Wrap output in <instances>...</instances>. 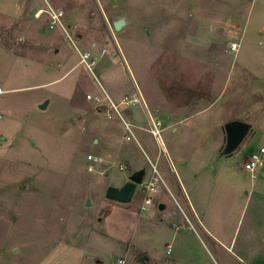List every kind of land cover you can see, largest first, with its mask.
<instances>
[{"label":"rangeland","instance_id":"rangeland-1","mask_svg":"<svg viewBox=\"0 0 264 264\" xmlns=\"http://www.w3.org/2000/svg\"><path fill=\"white\" fill-rule=\"evenodd\" d=\"M51 8L62 12L54 27ZM120 17L127 24L116 30ZM0 87L17 88L0 94V145L14 146L0 157L25 164L0 174V264H264V163L256 177L244 168L264 146V0H0ZM75 90L97 105L83 137L61 136ZM133 93L140 102L120 108L137 137L132 163L148 172L120 202L106 192L131 175L120 168L124 155L89 137L112 144L106 135L124 125L96 97L118 103ZM43 94L53 100L41 109ZM234 119L252 130L219 156Z\"/></svg>","mask_w":264,"mask_h":264},{"label":"crops","instance_id":"crops-1","mask_svg":"<svg viewBox=\"0 0 264 264\" xmlns=\"http://www.w3.org/2000/svg\"><path fill=\"white\" fill-rule=\"evenodd\" d=\"M80 36H81V34H80ZM49 45L47 44V46H49L48 49H47L49 52L54 51V50L56 52L60 51V49L57 48L55 45H52V46H51V44H49ZM96 46H97V44H96ZM111 54L112 55H116V53L114 51H112ZM68 72L69 71H66L65 74H67ZM43 84H47V83H42V84H39V85H43ZM26 87L27 86L20 87V88H26ZM14 89H17V88L16 87H10L8 89H2L1 88L0 94H2L5 90H14ZM88 94H90V93L86 94V101L79 100V98L77 97L76 90H75V93L72 91L71 93L66 94V96H65V99H66L65 106H66V108H65V110H64V112H63V114L61 116L62 117L61 118V120H62L61 123L64 122L63 125H65V129H64V132L62 133L61 136L77 135L79 137H83L85 135L84 134L85 124L89 120V115L88 114L91 111L95 110V105H97V103L96 104H88L87 105V101L89 100V98H87ZM46 100L48 101V104H47L46 108H48L50 106V104L52 103V100H53L52 97L49 96L48 94H43L37 99V104H38L37 106L40 107L41 104L43 102H45ZM137 104H138V102L135 103L134 105L136 106ZM41 109H44V108H41ZM125 111H126L128 116H131V117L134 116V111H133L132 106L131 107L130 106H126V110ZM98 112L101 113V112H104V110H99ZM67 118H69V121H67ZM157 122H159V121H157ZM132 125L134 126L133 123H132ZM133 128L134 127H132V129ZM116 133L117 134H114V135H111V136L109 134L106 135V138H113L112 144H110V140H109V142L108 141H104L100 136H98L97 133H93L89 137V141H91V143L94 146H97L96 148H116V152H117V154H119L120 157L122 155H124V157H123L124 161H122V163L120 165L124 164L125 168L129 167L130 168L129 174H132L134 171H136L138 169L144 168L143 164L138 163L135 160L132 163V158H131L132 154H131L130 150H131V148L134 147V144H132V142H131L132 138H130V139L127 138L128 131L125 128V124L123 125L122 123H120L118 125V132H116ZM133 133L135 134L134 130H133ZM135 138H137L136 134H135ZM0 148H14V146L6 147V146H3V145H0ZM90 154H92V153H90ZM159 154L160 153H157V155L155 156L156 162H154V163L156 164V166H157V161L159 159ZM246 159H247V157H246ZM24 165L25 164H23V163L21 164L20 162L10 161L8 159H4V158L0 157V174H4V175L7 174V172L5 173L4 170L11 169V168L12 169H16L17 171L20 170L21 168L24 169ZM158 171H159V169H158ZM161 171L164 174V176L167 178V182L166 181L165 182L170 188L171 180L169 179V175L167 174L164 166H161ZM147 172H148V170H147ZM159 173H160V171H159ZM160 176H162V174H160ZM18 179H20V178H18ZM174 180L176 181L177 186L184 193L185 190H184V187L182 185V181H181L180 177L177 174H175ZM185 198H186V201H189L187 196H185ZM177 202H178V200H177ZM178 204H179V207L181 208V210L184 212L185 216H188L187 213L185 212L182 204L180 202H178ZM174 213H176V211H174ZM212 239L215 240L214 238H212Z\"/></svg>","mask_w":264,"mask_h":264},{"label":"built area","instance_id":"built-area-1","mask_svg":"<svg viewBox=\"0 0 264 264\" xmlns=\"http://www.w3.org/2000/svg\"><path fill=\"white\" fill-rule=\"evenodd\" d=\"M49 13L52 16V20H53L52 23H51L52 24L51 27H54L59 22L61 23L60 16L62 15V12H56L54 9L51 8L49 10ZM68 35H69V33H68ZM239 47H240V43L236 42V41L231 42L230 46H229L230 50H232V51H238ZM81 57H82L81 58L82 62L87 63L88 66H91V64L88 63V59L90 58V54L89 53H87V52L86 53H81ZM0 92H1V88H0ZM87 98L93 99V96L91 94H88ZM96 100L98 101V103L104 102V100L106 101V105H108V108L106 109L107 116L109 118H113L115 116H119L123 120V122L125 124V128L128 131L127 138L128 139L133 138L134 137V133H133V129H132L133 125L128 120L126 115L122 112L120 106L122 104L128 105V104H134V103L140 102V97L138 96V94L137 93H133L132 96L126 95L124 97V99L121 100L118 103L115 102L114 100H112L110 98V96H108V95L105 98H103V99L101 97L97 96ZM159 123L160 122L152 121V124L154 126V128H153V132L154 133L159 134V130L157 128V125ZM88 159L90 161H92V162H101V161H103V158L101 156L93 155V154H89L88 155ZM263 163H264V146H262L258 150L253 151L247 157V159L244 162V168L251 173L252 177H256L257 169H258L259 166L263 165ZM120 168L121 169H125V165L124 164L120 165ZM89 169L90 170H94L95 169L94 165H91L89 167ZM154 171L160 176V173H159L158 168H157L156 165H154ZM157 180H158V178H154L153 177L150 181H147L145 183V188L148 191V195H147L146 200H145V202L147 204L152 201V195H154L158 191ZM144 208H147V206H144ZM188 219L192 223L191 219L190 218H188ZM118 261L121 264L125 263V259H123V258L119 259Z\"/></svg>","mask_w":264,"mask_h":264},{"label":"water","instance_id":"water-1","mask_svg":"<svg viewBox=\"0 0 264 264\" xmlns=\"http://www.w3.org/2000/svg\"><path fill=\"white\" fill-rule=\"evenodd\" d=\"M127 24V21L124 17H120L119 19L113 22L114 28L116 30H120ZM48 101L46 100L41 104V108H46ZM224 130L226 134L225 145L222 148L219 156H230L235 150L241 145L243 140L246 138L247 134L252 130V125L249 122L234 119L228 121L224 125ZM147 174L146 168H141L134 171L122 186L111 185L108 187L106 196L110 199L120 201V202H130L138 185L143 184L144 178ZM90 203V200H88ZM160 209H165L166 205L164 203L160 204ZM139 260L141 262H146L148 260V255H142Z\"/></svg>","mask_w":264,"mask_h":264}]
</instances>
